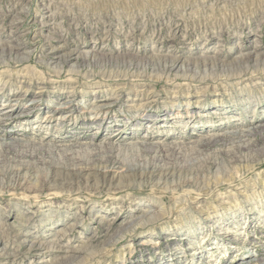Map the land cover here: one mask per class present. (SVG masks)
<instances>
[{"label":"rangeland","instance_id":"1","mask_svg":"<svg viewBox=\"0 0 264 264\" xmlns=\"http://www.w3.org/2000/svg\"><path fill=\"white\" fill-rule=\"evenodd\" d=\"M1 50L0 264L264 259V0H0Z\"/></svg>","mask_w":264,"mask_h":264},{"label":"bare ground","instance_id":"2","mask_svg":"<svg viewBox=\"0 0 264 264\" xmlns=\"http://www.w3.org/2000/svg\"><path fill=\"white\" fill-rule=\"evenodd\" d=\"M11 52H13V51H11ZM5 54H7L6 51H4V50H1V51H0V56H1V57H4ZM8 54H12V53H8ZM5 56H6V55H5ZM87 59H89V58H87ZM87 59H86V60H87ZM102 59H103V58H95V57H94V58H91V59H89V60H91V61L94 62V63H100V62H103ZM59 61H60V60L58 59V62H59ZM178 61H179V60H176V61H174L173 63H178ZM263 131H264V130H263ZM107 231H108V230H107ZM188 239H189V238H188ZM188 239H186V240L188 241ZM189 241H191V240H189ZM198 249H199V248H198ZM213 249H215V248H213ZM217 249H218V248H217ZM192 250H193V249H192ZM193 251H195V250H193ZM227 253H228V252H227ZM200 254H201V253H200ZM204 256H206V254H204ZM73 258H74V257H68V259H70V260H73ZM206 258H208V256L204 258V261H207ZM74 259H75V258H74ZM243 263H244V262H243ZM257 263H258V264H259V263L264 264V259H260V262L258 261ZM213 264H214V263H213ZM219 264H221V263H219ZM233 264H240V263L234 262ZM245 264H253V263H252V262H246Z\"/></svg>","mask_w":264,"mask_h":264}]
</instances>
